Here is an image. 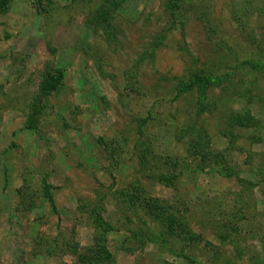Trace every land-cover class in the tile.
I'll list each match as a JSON object with an SVG mask.
<instances>
[{"label":"rangeland","instance_id":"374dc122","mask_svg":"<svg viewBox=\"0 0 264 264\" xmlns=\"http://www.w3.org/2000/svg\"><path fill=\"white\" fill-rule=\"evenodd\" d=\"M102 2L0 0V264H85L93 205L116 228L106 236L113 264H264V0H125L109 38L87 28ZM51 69L64 79L27 130ZM201 70L223 78L197 117V94L177 97L176 86ZM245 110L259 127L233 129L231 145L225 116ZM194 123L241 181L198 168L182 132ZM145 149L168 164L143 171ZM134 183L140 201L156 199L195 233V262L177 254L186 231L168 247L145 239L138 248L133 233L162 225L124 201Z\"/></svg>","mask_w":264,"mask_h":264},{"label":"trees","instance_id":"16d2710c","mask_svg":"<svg viewBox=\"0 0 264 264\" xmlns=\"http://www.w3.org/2000/svg\"><path fill=\"white\" fill-rule=\"evenodd\" d=\"M125 0H103L97 9H95L88 18L87 27L90 30H96L97 28L101 29L103 33L109 38L112 37V27H113V13L118 10ZM162 38L157 40V43L152 46L148 51V54L151 57L154 56V51L158 47ZM141 62V61H140ZM246 64H250L251 67L257 68L258 64L246 61ZM223 77L216 76L213 77L209 73L204 71L193 72L190 74V77L185 82H179L176 86V96H181L185 93L195 92L197 94V103H195L196 115L200 116L201 113L208 110V104L204 103L206 98V90L210 87H214L216 82L221 81ZM64 79V73L60 69H51L46 72L44 75L38 91L34 94L32 98V103L30 105V112L26 118L25 128L31 131H37V122L42 114L44 109V103L47 98L52 96L59 89L62 81ZM260 121L255 118L247 110L244 112L233 113L225 116L226 126L222 130V134L228 138L229 144H234L235 134L233 129H250L259 127ZM182 132L188 140V151L189 154L197 156L202 159V162L199 164V169L204 170L209 166H212V169L216 171L220 176L227 178H234L236 180L241 179L238 177L237 173L233 169L227 168L225 163V158L222 153L217 150H208L210 145V140L207 138L206 131L199 126L197 123L188 124ZM139 163L141 169L146 171V167L150 164V157L148 155V149H145V152L142 153L139 157ZM154 165L166 166L167 161H160V159L152 158L151 161ZM174 164V163H172ZM175 164H178L175 162ZM163 168V167H162ZM162 168L160 170H162ZM148 169V168H147ZM149 170V169H148ZM163 171V170H162ZM153 178L158 182H163L166 184H173L174 177L168 175L164 172H157L153 174ZM262 178L264 180V171L262 172ZM52 186L46 182L43 183V196L46 198L50 207L54 212H56L55 202L52 195ZM132 192H122V197L124 201L129 204L131 207H136V205H142L145 215L152 216V219L162 225V229L158 231H151L150 226L147 227L148 234L139 235L133 233V239L137 242L139 241L138 248L143 245L142 240H148L150 242H159L164 247L169 246V242H181L183 240L185 243L183 248H179V256L185 257L191 262H195L197 259L195 256L190 255L187 251L192 247L193 243L197 240V236L192 231L188 230L186 225L182 223L178 217L170 211L168 207L158 203L156 199H142L139 200L140 196L134 194L141 186L137 183H134L132 186ZM101 205H93L88 209L87 216L92 224L94 229V235L92 239V244L85 249L86 255L80 256V261L82 263L88 264H113L112 255L110 254L107 248V234L116 230V228L104 221L101 216ZM186 231L185 238H181V232ZM181 238V239H180ZM180 239V240H179ZM75 247H73V252H75ZM217 260V259H216ZM217 264V263H214Z\"/></svg>","mask_w":264,"mask_h":264}]
</instances>
